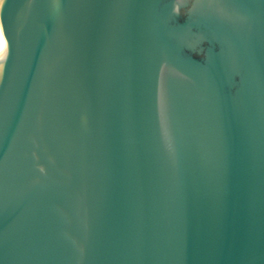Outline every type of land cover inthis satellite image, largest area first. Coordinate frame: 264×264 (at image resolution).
Here are the masks:
<instances>
[{
  "label": "water",
  "instance_id": "95a60500",
  "mask_svg": "<svg viewBox=\"0 0 264 264\" xmlns=\"http://www.w3.org/2000/svg\"><path fill=\"white\" fill-rule=\"evenodd\" d=\"M0 264H264V0H0Z\"/></svg>",
  "mask_w": 264,
  "mask_h": 264
},
{
  "label": "bare ground",
  "instance_id": "6f19581e",
  "mask_svg": "<svg viewBox=\"0 0 264 264\" xmlns=\"http://www.w3.org/2000/svg\"><path fill=\"white\" fill-rule=\"evenodd\" d=\"M2 54V51L0 50V55Z\"/></svg>",
  "mask_w": 264,
  "mask_h": 264
}]
</instances>
